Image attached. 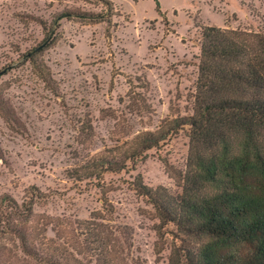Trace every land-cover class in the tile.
Masks as SVG:
<instances>
[{"label": "rangeland", "instance_id": "rangeland-1", "mask_svg": "<svg viewBox=\"0 0 264 264\" xmlns=\"http://www.w3.org/2000/svg\"><path fill=\"white\" fill-rule=\"evenodd\" d=\"M110 1L112 12L93 0H0V202L21 205L35 187L33 214L15 219L30 240L92 220L116 232L125 264H171L175 229L133 184L180 194L187 130L135 169L84 182L70 173L167 119L193 116L203 28L264 34V0H158L161 15L155 0ZM70 11L109 14L110 23L64 17ZM40 47L49 83L27 61ZM6 232L0 224V264H44Z\"/></svg>", "mask_w": 264, "mask_h": 264}, {"label": "trees", "instance_id": "trees-1", "mask_svg": "<svg viewBox=\"0 0 264 264\" xmlns=\"http://www.w3.org/2000/svg\"><path fill=\"white\" fill-rule=\"evenodd\" d=\"M93 1L112 12L110 0ZM155 2L161 15V4ZM64 17L110 23L109 14L70 11ZM41 51L29 53L27 61L49 83V70L37 60ZM195 103L193 116L167 119L154 131L94 155L70 178L101 180L107 173L135 169L149 151L187 130L190 149L181 193L151 189L142 180L133 184L162 227L175 229L171 264H264V34L203 28ZM40 197L34 187L21 205L8 196L0 202V224L19 238L31 262L125 264V245L103 223L85 221L77 228L80 234L72 226L54 227L56 238H48L46 231L33 240L19 233L15 219L26 221Z\"/></svg>", "mask_w": 264, "mask_h": 264}]
</instances>
